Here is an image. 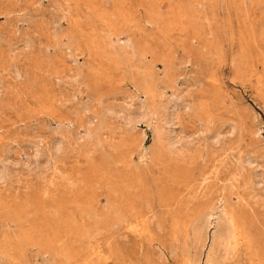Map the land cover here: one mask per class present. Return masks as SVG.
Listing matches in <instances>:
<instances>
[{
	"label": "rangeland",
	"instance_id": "374dc122",
	"mask_svg": "<svg viewBox=\"0 0 264 264\" xmlns=\"http://www.w3.org/2000/svg\"><path fill=\"white\" fill-rule=\"evenodd\" d=\"M0 178V264H264V0H0Z\"/></svg>",
	"mask_w": 264,
	"mask_h": 264
},
{
	"label": "bare ground",
	"instance_id": "6f19581e",
	"mask_svg": "<svg viewBox=\"0 0 264 264\" xmlns=\"http://www.w3.org/2000/svg\"><path fill=\"white\" fill-rule=\"evenodd\" d=\"M144 111H145V110H144ZM135 116H136V115H135ZM141 116H142V115H141ZM137 117H138V116H137ZM145 117H146V116H145ZM129 118H130V117H129ZM133 118H134V116H133ZM141 118H142V117H141ZM136 119H137V118H136ZM136 119H135V120H136ZM125 120H126V119H125ZM128 120H129V119H128ZM133 120H134V119H133ZM130 122H131V120H130ZM135 122H136V121H135ZM136 123H137V122H136ZM172 130H173V129H172ZM258 134H259V133H258ZM216 135H217V134H216ZM214 137H216V136H214ZM217 137H218V136H217ZM210 138H211V136H210ZM174 139H175V138H174ZM215 139H216V138H214V140H215ZM217 140H218V139H217ZM176 142H178V141H176ZM174 145H175V144H174ZM57 147H58V146H57ZM171 151H172V150H171ZM42 152H43V151H42ZM41 156H42V155H41ZM35 157H36V156H35ZM40 158H41V157H40ZM45 159H46V158H45ZM249 159H250V158H249ZM249 159H248V160H249ZM248 162H249V161H248ZM244 163H245V162H244ZM25 165H26V164H25ZM3 170H4V169H3ZM3 170H2V171H3ZM6 170H7V169H6ZM8 172H9V171H8ZM1 175H2V174H1ZM2 177H3V175L1 176V178H2ZM1 178H0V179H1ZM3 178H4V177H3ZM1 180H3V179H1Z\"/></svg>",
	"mask_w": 264,
	"mask_h": 264
}]
</instances>
